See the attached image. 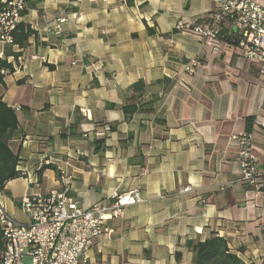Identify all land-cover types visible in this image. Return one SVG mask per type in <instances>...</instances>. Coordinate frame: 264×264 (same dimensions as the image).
<instances>
[{"label": "crops", "instance_id": "1", "mask_svg": "<svg viewBox=\"0 0 264 264\" xmlns=\"http://www.w3.org/2000/svg\"><path fill=\"white\" fill-rule=\"evenodd\" d=\"M26 2L0 84L18 123L8 145L21 174L0 192L5 211L28 222L21 199L61 190L65 168L68 195L82 208L115 192L138 190L143 199L108 221L112 235L88 254L95 264H193L186 242L213 234L244 261L264 264V194L242 185L230 141L251 133L264 167L263 78L236 48V29L225 23L215 49L176 28L206 27L209 0ZM138 82L140 96L130 91ZM153 99L152 110L125 119L123 106ZM184 187L190 192L179 193Z\"/></svg>", "mask_w": 264, "mask_h": 264}, {"label": "built area", "instance_id": "2", "mask_svg": "<svg viewBox=\"0 0 264 264\" xmlns=\"http://www.w3.org/2000/svg\"><path fill=\"white\" fill-rule=\"evenodd\" d=\"M214 10L206 27L178 23L201 41L219 48L225 23L236 29L235 45L248 63L258 67L264 99V8L255 0H209ZM27 10L26 0H0V77L10 71L15 34ZM59 34V27H55ZM11 51V53H9ZM196 62H193V66ZM193 66L187 68L194 74ZM108 130V129H106ZM238 149L241 183L247 190L264 194V167H260L254 151L253 135L242 132L230 137ZM68 166V163H65ZM61 190L26 194L19 202L20 210L29 221L19 222L0 204V227L4 245L0 264H95L89 260L96 239L110 237V219L122 218L127 207L143 202L138 190L113 193L108 202H98L82 208L68 195L71 177L65 168L58 169ZM190 192V187L179 193ZM261 216V239L264 243V205Z\"/></svg>", "mask_w": 264, "mask_h": 264}, {"label": "trees", "instance_id": "3", "mask_svg": "<svg viewBox=\"0 0 264 264\" xmlns=\"http://www.w3.org/2000/svg\"><path fill=\"white\" fill-rule=\"evenodd\" d=\"M128 5L131 4V0H126ZM29 35V33H28ZM27 37V34L24 36ZM0 84H3V80L0 77ZM143 82H138L131 86L130 91L136 92L139 96L143 92ZM138 96V97H139ZM155 100H151L145 104L128 103L122 107V111L125 119H130L135 113L139 111H149L153 109ZM253 118H247L246 123L251 125ZM17 120L15 114L8 109L0 100V192L4 190L6 182L12 179H16L21 174L16 171L18 164V157L9 148L8 141L17 130ZM102 141L94 142L95 149L99 150ZM56 170L53 165H47L42 168ZM39 172V175H41ZM4 238L3 232L0 227V253L3 250ZM187 250L192 254L193 264H255L254 262H246L237 254L233 253L227 241L213 234L211 237L204 241L189 240L186 242ZM177 260H180L181 254L176 253Z\"/></svg>", "mask_w": 264, "mask_h": 264}]
</instances>
